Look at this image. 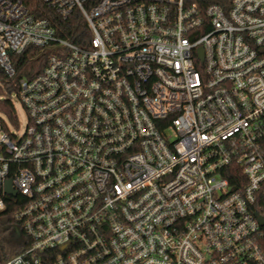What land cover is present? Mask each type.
Returning <instances> with one entry per match:
<instances>
[{
    "label": "built area",
    "instance_id": "2783aa9c",
    "mask_svg": "<svg viewBox=\"0 0 264 264\" xmlns=\"http://www.w3.org/2000/svg\"><path fill=\"white\" fill-rule=\"evenodd\" d=\"M45 1L91 36L0 0L6 74L53 46L14 94L26 130L0 128L29 240L0 264H264V0Z\"/></svg>",
    "mask_w": 264,
    "mask_h": 264
},
{
    "label": "trees",
    "instance_id": "16d2710c",
    "mask_svg": "<svg viewBox=\"0 0 264 264\" xmlns=\"http://www.w3.org/2000/svg\"><path fill=\"white\" fill-rule=\"evenodd\" d=\"M190 1L197 2L203 8L213 3L225 6L226 2V0ZM23 3L35 17L49 21L55 28L57 37L61 39H68L83 46L91 36L87 22L77 9L64 19L45 0H23ZM52 52L53 46L51 45L49 47L31 45L23 53L13 56L14 77L6 74L0 66V96L3 97L0 98V124L4 129L11 128L7 126V122L11 126L19 127V117L14 101V94L18 92L19 80L23 77L31 79L40 73L47 65ZM230 179L232 183H237L235 176L230 175ZM14 213L15 208L10 204L0 214V263L20 253L29 244V240L14 220ZM19 233L21 234L19 235Z\"/></svg>",
    "mask_w": 264,
    "mask_h": 264
},
{
    "label": "rangeland",
    "instance_id": "374dc122",
    "mask_svg": "<svg viewBox=\"0 0 264 264\" xmlns=\"http://www.w3.org/2000/svg\"><path fill=\"white\" fill-rule=\"evenodd\" d=\"M0 98H3L2 96H0ZM14 101H15V108H17V113H18V117H19V131L20 133H23L27 126H28V123H29V115H28V112L26 110V108L23 107L20 99L16 96L14 97ZM7 126L9 127H14V128H17L15 126H11L8 122L6 123ZM3 128V126H1L0 124V128ZM4 129V128H3Z\"/></svg>",
    "mask_w": 264,
    "mask_h": 264
},
{
    "label": "water",
    "instance_id": "95a60500",
    "mask_svg": "<svg viewBox=\"0 0 264 264\" xmlns=\"http://www.w3.org/2000/svg\"><path fill=\"white\" fill-rule=\"evenodd\" d=\"M6 189H7V192H9L10 194L16 195L15 191H13V190L11 189V180H10V179L7 180V182H6ZM258 219H259V220L261 221V223L264 225V219H263V217H262L260 214H258Z\"/></svg>",
    "mask_w": 264,
    "mask_h": 264
}]
</instances>
